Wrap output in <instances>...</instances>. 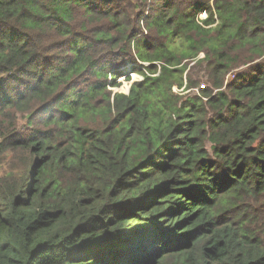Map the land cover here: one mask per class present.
Here are the masks:
<instances>
[{
  "label": "trees",
  "instance_id": "16d2710c",
  "mask_svg": "<svg viewBox=\"0 0 264 264\" xmlns=\"http://www.w3.org/2000/svg\"><path fill=\"white\" fill-rule=\"evenodd\" d=\"M149 1L0 0V264H264V0Z\"/></svg>",
  "mask_w": 264,
  "mask_h": 264
},
{
  "label": "rangeland",
  "instance_id": "374dc122",
  "mask_svg": "<svg viewBox=\"0 0 264 264\" xmlns=\"http://www.w3.org/2000/svg\"><path fill=\"white\" fill-rule=\"evenodd\" d=\"M199 1H208V2H210L211 4L213 3V0H199ZM152 3H153V0H150V1L148 2L147 6H150ZM147 9H148V8H147ZM191 65H193V63H191ZM244 69H246V68H244ZM124 72H125V73H123V74L120 75V77H119V81H122L123 84H121V86H120V88H118V90H121V91H123V92H126V89H127L126 85L129 84V81L133 80L134 78L137 79L139 76H138V73H137V72H134V70L131 69V66H128V67L124 68ZM193 73H194V74H193V75H194L193 77H195V74H196L197 72H193ZM127 74H130V75L132 76V79H131V80H128V79L126 78V75H127ZM200 74H201V73H200ZM230 76H231V77H234L233 73H231ZM189 91H190V90H189ZM189 91H184V93L187 94Z\"/></svg>",
  "mask_w": 264,
  "mask_h": 264
},
{
  "label": "built area",
  "instance_id": "2783aa9c",
  "mask_svg": "<svg viewBox=\"0 0 264 264\" xmlns=\"http://www.w3.org/2000/svg\"><path fill=\"white\" fill-rule=\"evenodd\" d=\"M206 16H207V14H206L205 12H202V13L200 14V18H201V19H202V18H205ZM133 80H135V78H134ZM133 80L129 81V84L126 85L127 89H126V92H124V93H128V92H129L130 84H131V82H132ZM122 84H123V83H122ZM118 88H120V87L114 88V91L123 92V91H121V90H118Z\"/></svg>",
  "mask_w": 264,
  "mask_h": 264
}]
</instances>
